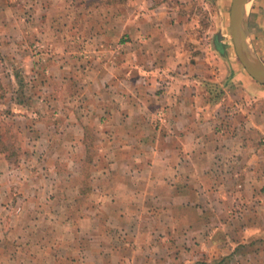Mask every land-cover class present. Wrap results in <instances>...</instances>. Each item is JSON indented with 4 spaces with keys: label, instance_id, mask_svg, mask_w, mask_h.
I'll use <instances>...</instances> for the list:
<instances>
[{
    "label": "crops",
    "instance_id": "obj_1",
    "mask_svg": "<svg viewBox=\"0 0 264 264\" xmlns=\"http://www.w3.org/2000/svg\"><path fill=\"white\" fill-rule=\"evenodd\" d=\"M79 1L0 0V49L20 51L12 44L16 36L23 42L32 34L52 40L50 46L47 43L50 52L41 57L44 62L40 60L39 65L48 74L44 82L60 79L61 65H67L63 58H70L80 48L75 41L82 33L75 26ZM83 1L87 18L93 21L87 27L93 43L85 51L105 53L110 46L103 40L116 33L119 47L125 49L127 42L122 38L132 35L138 51L133 71L127 72L119 47H113L117 48V64L104 65L107 71L102 75L93 63L87 67L92 81L117 84L118 103L105 104V112L141 114V118L134 116L132 126L102 124L105 131L150 130L133 141L114 135L99 145L103 158L117 167L105 170L110 182L105 185L103 179V188L111 181L113 192L119 194L134 187L138 193L131 199L135 218L129 224L127 219H119L120 232L115 234L93 216L74 217L59 195L72 190L78 194L76 184L48 186L41 176L27 178L21 173L17 177L7 153L0 151V264H264V93L255 99L256 106L249 100L237 107L220 108L230 91L215 95L211 84L220 80L206 76L213 72L212 65L197 71L202 55L195 57L198 64L188 61L186 53L180 52L185 44L179 37L173 38L182 34L185 36L180 38L187 41L192 32L188 29L191 14L183 10L189 6L187 2L133 0L130 16L126 0ZM207 3L217 5L221 16V0ZM252 8L264 34V0H254ZM219 34L220 40L223 36L219 38ZM188 39L190 48L203 49L193 36ZM169 44L178 55H164L165 68L171 66L181 73L188 70L189 74L172 77L165 88L150 72L154 73L156 64L153 51H165ZM261 44L264 50V35ZM236 62L234 69L239 72ZM241 76L251 88L257 86L242 71ZM160 84L169 90L155 91ZM41 90L44 94L52 88L47 85ZM239 92L245 99L254 98ZM163 96L166 105L158 101ZM39 108V112L59 115L64 107ZM150 117L154 119L148 123ZM26 141L34 143L35 139ZM71 199L77 204V197Z\"/></svg>",
    "mask_w": 264,
    "mask_h": 264
},
{
    "label": "rangeland",
    "instance_id": "obj_2",
    "mask_svg": "<svg viewBox=\"0 0 264 264\" xmlns=\"http://www.w3.org/2000/svg\"><path fill=\"white\" fill-rule=\"evenodd\" d=\"M115 1L112 0L111 2ZM253 1L249 4L248 11L249 25L251 26L250 38L259 56H263L262 59L264 58V50L261 43L264 34H262V27L257 16L255 18L254 12L252 14ZM178 3L189 5V8H183L186 14H191L188 23L190 28L188 29L192 32L188 33L187 36L189 38L193 36L194 40L200 41L203 49L190 48L191 42L187 44L188 37L186 36L187 41L180 38L185 35L178 34L173 38L179 37L180 41L185 44V49L180 52L186 53L188 61L196 64L195 57L202 55L199 60L200 66L195 68L197 71L199 69L201 71L211 69L212 65L213 72L207 73V78L212 81L218 79L221 81L216 82L217 84H211V88L215 90V95L223 92L226 95V90L230 91L228 98L224 100L220 108L226 110L230 107H237L238 104L248 103L249 100H252L251 103L249 102L250 104L255 105V99L263 96L264 85L252 78L253 83L257 86L251 88L250 84L244 82L241 78V71L246 75L245 77L251 76L239 61L234 50L230 33L232 0H221V16L220 14L218 16L217 5L214 4L213 6V4L207 3V0H185V2L178 0ZM77 4L79 12L77 18H75V26L82 33L75 36V41L80 48L78 51L72 52L70 58L66 56L63 58L67 65H61L63 75L60 79L44 82L43 80L48 74L44 73L46 70L39 65L40 60L44 62L41 57L46 52H50L47 43L50 46L52 40L46 39L51 42L49 43L40 38L38 34H32L29 35L26 42L25 40L23 42L21 36H16L12 44H15L17 48L19 47L20 51L16 50L15 47L11 50L0 49V75L5 78L0 77V151L7 153L17 177L21 173L27 178L31 175L38 176V178L41 176L40 179H44V184L46 183L45 185L48 186L58 184L68 187L76 184L80 190L78 194H75L72 190L71 193L65 192L59 195L66 200L63 201L66 211L71 210L72 215L77 218L93 216L100 219L103 228L107 227V230L117 234L120 232L119 219L125 221L127 219L129 221H126L127 224L134 220L135 214L133 213L135 211L131 207L134 201L131 199L138 193L132 186L124 189L125 191L120 194L113 192L112 181L109 186L103 188L104 184L110 182L107 181L108 177L104 176L105 170L108 167L110 169L117 167L115 162L103 158L104 152L101 149L102 146L99 145L102 144L104 139H110L114 135H117L119 139L133 141L135 137L147 135L150 130L147 129L148 126L146 125L147 130L130 131L125 129L123 131L110 130L108 132L102 126V124L117 122L132 126L136 121L134 116L137 117L138 115L141 118V114L125 115L105 112V104L112 102L116 105L118 103L116 98L117 84L102 82L101 80L92 81L91 73L87 71V67L93 63V66L97 67L100 75H102L103 72L107 71L104 65L107 63H110V65L117 64L119 58L117 57V48L113 49V47H119L118 34H111L108 39L103 40L110 46V50H104L105 53L95 51L92 54L85 51L87 50L86 45L93 43V35L87 31V27L91 26L93 21L87 18L85 14L84 1L80 0ZM126 4L127 13L133 16V0L129 2L126 0ZM129 20L130 18H127V21ZM64 24L67 25V21ZM219 32L223 36L220 40L217 38ZM122 40L127 43L125 49L122 46L119 47L120 57L123 54L126 58L125 68L127 72L133 71L134 62L137 61V47L133 44L132 35L122 38ZM27 42L28 44L23 48V43ZM176 52L171 44L165 48V51L160 49L153 51L156 64L153 65L154 73H150L161 80L165 88H169L170 83L167 82H172V77L189 74L188 70L181 73L182 70L179 71L171 66L165 68L163 63L165 58L163 56L167 55L175 58L178 55ZM97 53L99 56H97ZM89 55L92 58L94 55V61L91 60ZM235 61H237L236 65L240 67L239 72H235ZM183 69L186 71L187 66ZM191 71L190 73H194ZM142 75L144 76V74ZM233 76H236V78ZM229 77L231 78L229 79ZM132 79L134 78L132 77ZM47 85L52 90H46L43 94L41 87ZM165 88H162L160 84L157 85L155 91L169 90ZM207 89H209L208 85ZM239 91L244 92L245 95L248 92L247 95L249 96L250 93L254 98L245 99L244 94ZM55 94L59 96L54 98ZM162 99L158 100L159 103L166 105V97L163 96ZM53 105L59 108L64 107L61 114L39 112V107L49 106L51 108ZM153 117L147 118L148 123H151ZM73 123L75 125H72ZM59 124H62V126H59ZM121 134H125V136H121ZM28 138L35 139L34 143L27 142ZM38 138H40L39 141ZM50 175H52L51 180L49 179ZM71 175L72 179L69 178ZM103 179H105L104 184L102 183ZM18 181V179L15 180L14 184L17 185ZM23 183L28 184L26 180ZM93 184L97 187L93 188ZM75 197H77V204H74V199H71ZM71 205L75 208L69 209ZM105 221H108V224ZM104 224L107 226H104Z\"/></svg>",
    "mask_w": 264,
    "mask_h": 264
},
{
    "label": "water",
    "instance_id": "obj_3",
    "mask_svg": "<svg viewBox=\"0 0 264 264\" xmlns=\"http://www.w3.org/2000/svg\"><path fill=\"white\" fill-rule=\"evenodd\" d=\"M252 1L232 0L230 9V33L239 61L254 80L264 85V61L257 53L250 38L248 11L249 4ZM218 37L221 38V34Z\"/></svg>",
    "mask_w": 264,
    "mask_h": 264
},
{
    "label": "trees",
    "instance_id": "obj_4",
    "mask_svg": "<svg viewBox=\"0 0 264 264\" xmlns=\"http://www.w3.org/2000/svg\"><path fill=\"white\" fill-rule=\"evenodd\" d=\"M220 94V93H219Z\"/></svg>",
    "mask_w": 264,
    "mask_h": 264
}]
</instances>
